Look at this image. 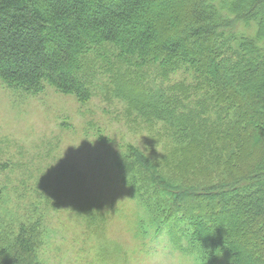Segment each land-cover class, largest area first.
Here are the masks:
<instances>
[{"label": "rangeland", "instance_id": "374dc122", "mask_svg": "<svg viewBox=\"0 0 264 264\" xmlns=\"http://www.w3.org/2000/svg\"><path fill=\"white\" fill-rule=\"evenodd\" d=\"M118 56L111 45L86 55L94 90L86 103L47 83L27 92L0 78V231L33 232L39 264H199L187 241L183 250L154 221L158 213L139 191L148 176L136 161H149L171 187L219 180L235 109L220 104L208 75L189 64ZM120 80L166 90L193 128L175 134L142 115L113 91ZM165 196L160 190L151 201ZM218 257L231 264L228 254Z\"/></svg>", "mask_w": 264, "mask_h": 264}, {"label": "trees", "instance_id": "16d2710c", "mask_svg": "<svg viewBox=\"0 0 264 264\" xmlns=\"http://www.w3.org/2000/svg\"><path fill=\"white\" fill-rule=\"evenodd\" d=\"M107 45L125 61L189 64L235 109L219 180L167 186L137 159L148 176L139 191L158 227L183 250L187 241L199 264H222L223 253L231 264H264V0H0V78L10 87L37 92L47 83L86 103L94 90L84 58ZM128 83L116 81L113 91L136 111L175 134L193 128L166 90ZM160 190V204L151 201ZM0 264H39L34 233L0 231Z\"/></svg>", "mask_w": 264, "mask_h": 264}]
</instances>
